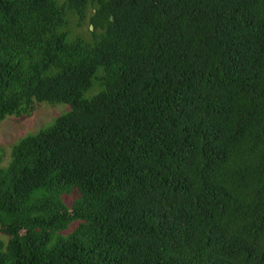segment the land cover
<instances>
[{
    "label": "trees",
    "instance_id": "trees-1",
    "mask_svg": "<svg viewBox=\"0 0 264 264\" xmlns=\"http://www.w3.org/2000/svg\"><path fill=\"white\" fill-rule=\"evenodd\" d=\"M36 102L0 264H264V0H0V122Z\"/></svg>",
    "mask_w": 264,
    "mask_h": 264
},
{
    "label": "rangeland",
    "instance_id": "rangeland-1",
    "mask_svg": "<svg viewBox=\"0 0 264 264\" xmlns=\"http://www.w3.org/2000/svg\"><path fill=\"white\" fill-rule=\"evenodd\" d=\"M91 14L92 8L88 7L86 16L82 21H79L75 14L69 15L68 29L71 35H80L84 38H90L91 26L88 19ZM89 92H87L85 96H89ZM69 109V105L65 103L49 104L47 102H36L35 108L30 115L21 117L8 116L1 121L0 148L3 150V160L0 163V167H3L8 163L12 146L21 137L29 133H34L42 127L49 126L56 117L66 113ZM75 198L76 192L74 191L63 195V201L67 207L71 206L72 201ZM70 225L73 227L74 223H71ZM0 240L6 241L7 237L0 234Z\"/></svg>",
    "mask_w": 264,
    "mask_h": 264
}]
</instances>
